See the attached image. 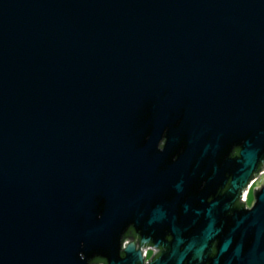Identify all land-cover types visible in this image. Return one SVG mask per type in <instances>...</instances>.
<instances>
[{
    "label": "water",
    "instance_id": "1",
    "mask_svg": "<svg viewBox=\"0 0 264 264\" xmlns=\"http://www.w3.org/2000/svg\"><path fill=\"white\" fill-rule=\"evenodd\" d=\"M234 145L237 189L264 155V0H0V264H135L124 229L170 221L154 191ZM215 204L150 264L217 237L211 264H264V185L225 231Z\"/></svg>",
    "mask_w": 264,
    "mask_h": 264
},
{
    "label": "flooded vegetation",
    "instance_id": "2",
    "mask_svg": "<svg viewBox=\"0 0 264 264\" xmlns=\"http://www.w3.org/2000/svg\"><path fill=\"white\" fill-rule=\"evenodd\" d=\"M166 144V138H161L157 144V152L162 153ZM240 146H231L219 156L216 162L218 172L210 171L207 174V179H201L197 176L193 180H188L187 184L183 185V179L177 182L166 184L161 190L154 191V198L159 202H164V209L169 215L170 221L164 222L162 225H157L149 229L143 226L139 227L135 223H131L124 229L121 238V253L128 246L133 247L135 254L139 253L140 258L135 264H150L161 253L168 250L170 241L172 240V227H177L179 230L184 229V212L183 204L186 202L194 210L204 209L211 203H216L212 208L213 216L216 218L217 226L223 231L231 224L233 218L239 216L244 210L252 208L256 194L264 185V155L257 164V171L254 176L243 186L233 189L231 185L233 161L239 156ZM184 153V145L181 142L180 146L166 153L164 165L177 161ZM164 154V153H163ZM215 160V159H214ZM215 165V164H214ZM170 166V165H169ZM214 169V168H213ZM183 177L182 174H177ZM210 178V179H209ZM180 187V189L178 188ZM203 199V200H202ZM204 204H201L202 201ZM203 203V202H202ZM202 205V206H201ZM190 207V208H191ZM153 205L149 204L148 209L151 210ZM163 209V210H164ZM190 214V213H189ZM199 218L194 219L191 227L187 228L186 234H191L198 227ZM186 223V222H185ZM187 223L191 224V219ZM219 238L211 243V254L209 262L217 254ZM95 258L89 264H95ZM98 264H106L100 259Z\"/></svg>",
    "mask_w": 264,
    "mask_h": 264
},
{
    "label": "trees",
    "instance_id": "3",
    "mask_svg": "<svg viewBox=\"0 0 264 264\" xmlns=\"http://www.w3.org/2000/svg\"><path fill=\"white\" fill-rule=\"evenodd\" d=\"M98 262H100V259H97L96 263L95 264H98Z\"/></svg>",
    "mask_w": 264,
    "mask_h": 264
}]
</instances>
